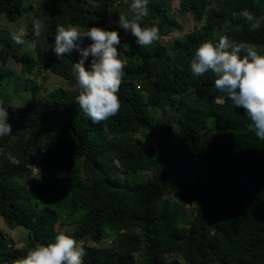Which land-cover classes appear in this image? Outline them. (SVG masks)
Wrapping results in <instances>:
<instances>
[{"label":"trees","instance_id":"trees-1","mask_svg":"<svg viewBox=\"0 0 264 264\" xmlns=\"http://www.w3.org/2000/svg\"><path fill=\"white\" fill-rule=\"evenodd\" d=\"M33 3L26 30L35 50L0 37V94L10 59L23 74L50 71L66 86L43 95L39 85L29 87L24 106L2 101L12 135L0 137V215L28 236L18 246L0 227V264L54 242L58 223L73 226L66 234L84 249L82 264H264V140L245 110L214 87L211 71L190 72L199 44L221 35L264 55V0H179L195 30L149 46L117 23L121 14L132 17L131 0ZM148 9L142 27L157 26L159 37L178 29L165 0H148ZM244 11L261 19L259 29H249ZM27 13L26 0H0V18L10 23ZM36 19L44 22L38 37ZM69 25L120 36L121 107L98 124L76 101L79 54L52 51L57 27Z\"/></svg>","mask_w":264,"mask_h":264},{"label":"clouds","instance_id":"clouds-1","mask_svg":"<svg viewBox=\"0 0 264 264\" xmlns=\"http://www.w3.org/2000/svg\"><path fill=\"white\" fill-rule=\"evenodd\" d=\"M131 18L119 15L120 28L130 32L139 46H149L159 39V28L155 25L142 27L140 21L148 16V0H131ZM243 16L249 29L255 31L261 19L248 11ZM44 22L33 21L35 36H40ZM23 29L12 36L16 44H24ZM91 41L82 46L84 39ZM120 36L115 30H105L93 26L81 31L69 25L58 26L55 32L52 51L57 58L71 55L75 50L80 59L72 64V73L79 94L76 97L79 109L93 124H98L118 114L121 104L118 92L122 83L125 62L120 59L118 45ZM88 67L85 66L89 61ZM211 71L216 77L214 87L226 96L235 108H243L252 125L255 135L264 140V55L258 54L250 43H235L227 35L219 36L218 43L204 41L199 44L190 61V72L200 77ZM9 113L0 106V137L11 136L12 127L7 122ZM14 139V137H13ZM85 252L77 240L58 233L54 242L38 244L27 254L16 259L13 264H82Z\"/></svg>","mask_w":264,"mask_h":264},{"label":"rangeland","instance_id":"rangeland-1","mask_svg":"<svg viewBox=\"0 0 264 264\" xmlns=\"http://www.w3.org/2000/svg\"><path fill=\"white\" fill-rule=\"evenodd\" d=\"M128 1V0H125ZM33 0H26V8L29 9V14L24 15V18L16 23H10L6 21L4 18H0V37L7 36L12 39L14 34H19L20 30L23 29L25 35L23 39L25 40L24 47L25 49H29L34 51L38 41L26 30V23L30 20L32 16L35 14L36 5L31 4ZM36 2L41 5V0H36ZM36 3V4H37ZM51 3V0H50ZM165 3L169 6L170 12L173 14L174 18L179 23V27L174 32L169 35L161 36L157 41H160L163 44L170 45L172 41L179 36H183L189 32L195 30V22L193 15L190 12L183 13L179 7V0H165ZM43 4V3H42ZM21 64L14 59H10L5 68L7 69V82L1 87L0 94V106H2V101H10L11 103H15L17 105L24 106L30 100H32V95L30 92L26 91L27 88L33 87L35 85H39L40 95L45 94L46 92L58 87V86H66V81L51 73L50 71H44L37 75H28L21 73ZM168 108V107H167ZM171 108V106H170ZM57 138V134H53V136L49 139L46 146L53 143V141ZM39 174L38 162L35 161L33 163V176H37ZM189 208L193 210V207L189 205ZM0 227L6 233V235H10L15 238V242L18 246L22 245L25 239L28 236L27 230L21 226L10 228L4 218L0 215ZM73 226L63 225L58 223L56 225V229L58 232L71 231ZM110 241L109 238H106V242ZM80 243L78 242V245ZM180 260H182L180 258ZM183 264H186L182 260Z\"/></svg>","mask_w":264,"mask_h":264},{"label":"built area","instance_id":"built-area-1","mask_svg":"<svg viewBox=\"0 0 264 264\" xmlns=\"http://www.w3.org/2000/svg\"><path fill=\"white\" fill-rule=\"evenodd\" d=\"M87 28H88V27H87ZM87 28H86V29H87ZM86 29H80V30H81V31H85Z\"/></svg>","mask_w":264,"mask_h":264}]
</instances>
